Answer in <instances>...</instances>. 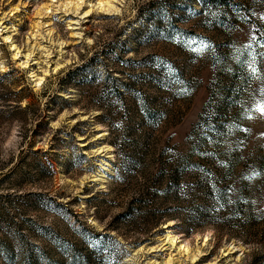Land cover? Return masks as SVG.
I'll return each mask as SVG.
<instances>
[{
    "label": "rangeland",
    "instance_id": "1",
    "mask_svg": "<svg viewBox=\"0 0 264 264\" xmlns=\"http://www.w3.org/2000/svg\"><path fill=\"white\" fill-rule=\"evenodd\" d=\"M0 264H264V0H0Z\"/></svg>",
    "mask_w": 264,
    "mask_h": 264
},
{
    "label": "bare ground",
    "instance_id": "2",
    "mask_svg": "<svg viewBox=\"0 0 264 264\" xmlns=\"http://www.w3.org/2000/svg\"><path fill=\"white\" fill-rule=\"evenodd\" d=\"M86 14H88V12H86ZM166 240L171 246H174V244H176V239L175 238L167 236ZM182 250H184L185 252H188V249H182Z\"/></svg>",
    "mask_w": 264,
    "mask_h": 264
}]
</instances>
